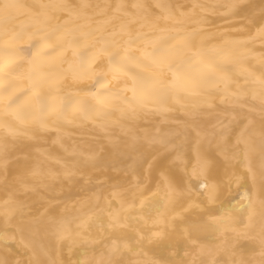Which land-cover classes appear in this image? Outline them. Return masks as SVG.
<instances>
[{
	"label": "bare ground",
	"instance_id": "6f19581e",
	"mask_svg": "<svg viewBox=\"0 0 264 264\" xmlns=\"http://www.w3.org/2000/svg\"><path fill=\"white\" fill-rule=\"evenodd\" d=\"M0 264H264V0H0Z\"/></svg>",
	"mask_w": 264,
	"mask_h": 264
}]
</instances>
